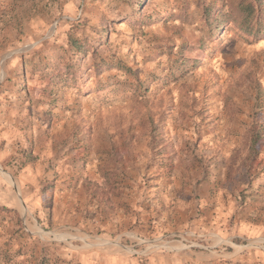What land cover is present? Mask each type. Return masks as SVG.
<instances>
[{
	"label": "rangeland",
	"instance_id": "1",
	"mask_svg": "<svg viewBox=\"0 0 264 264\" xmlns=\"http://www.w3.org/2000/svg\"><path fill=\"white\" fill-rule=\"evenodd\" d=\"M228 1L0 0V264H264V36Z\"/></svg>",
	"mask_w": 264,
	"mask_h": 264
},
{
	"label": "trees",
	"instance_id": "2",
	"mask_svg": "<svg viewBox=\"0 0 264 264\" xmlns=\"http://www.w3.org/2000/svg\"><path fill=\"white\" fill-rule=\"evenodd\" d=\"M225 4L228 7L227 17L222 12L223 7L215 8V4L205 10V18L209 25L219 30L227 21L247 23L246 36L256 39L264 36V0H231ZM70 42L75 49L86 53L87 49L77 38L70 36Z\"/></svg>",
	"mask_w": 264,
	"mask_h": 264
},
{
	"label": "crops",
	"instance_id": "3",
	"mask_svg": "<svg viewBox=\"0 0 264 264\" xmlns=\"http://www.w3.org/2000/svg\"><path fill=\"white\" fill-rule=\"evenodd\" d=\"M4 137V139L6 138L5 136H1L0 135V139L1 138H3ZM8 151L5 149V156H6V153H7ZM3 153V152H2ZM1 153V154H2ZM0 154V160L1 159H3V156H4V154H2L1 155ZM255 183V182H254ZM254 183H252L251 184V188H253L254 186H255V184ZM263 183V185L261 186L262 187V189L263 190H261V192H262V194H261V198H260V200H262V203H263V206H264V181H262L261 180V184ZM252 197L253 198H255L256 197V195L255 194H253L252 193V195H251V197H250V205H246V208H245V213L247 214L246 215V220H248V214H253L252 212L256 209H254L253 208V206L251 205V203H252ZM208 200V199H207ZM39 203H40V200H39ZM235 203V202H234ZM248 225H251L252 226V224L249 222V223H246L245 224V226L247 227ZM250 226V227H251ZM261 228H262V230H263V232H264V222L262 223V226H261ZM197 255V254H196ZM197 257H198V255H197ZM199 258V257H198ZM241 258H243V259H245L246 258V256H243V257H241ZM193 264V263H192ZM195 264H197V263H195ZM200 264H220V262L219 261H217V259H214V258H212V257H210V256H205L204 255V253H203V251H200ZM233 264V263H232ZM235 264V263H234Z\"/></svg>",
	"mask_w": 264,
	"mask_h": 264
}]
</instances>
